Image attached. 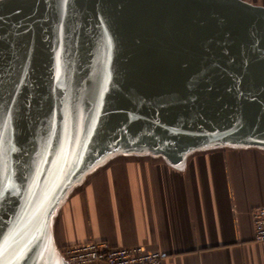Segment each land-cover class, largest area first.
Masks as SVG:
<instances>
[{
    "label": "water",
    "instance_id": "1",
    "mask_svg": "<svg viewBox=\"0 0 264 264\" xmlns=\"http://www.w3.org/2000/svg\"><path fill=\"white\" fill-rule=\"evenodd\" d=\"M140 138L149 141L130 142ZM226 142L264 144V7L0 0L4 264H67L44 251L34 225L52 176L63 175L54 203L115 153L163 146L178 164L198 146Z\"/></svg>",
    "mask_w": 264,
    "mask_h": 264
},
{
    "label": "crops",
    "instance_id": "2",
    "mask_svg": "<svg viewBox=\"0 0 264 264\" xmlns=\"http://www.w3.org/2000/svg\"><path fill=\"white\" fill-rule=\"evenodd\" d=\"M241 1L264 7V0ZM63 190L35 207L50 255L103 241L160 250L162 264H264L253 224L264 205L262 143L202 145L178 164L149 151L115 153Z\"/></svg>",
    "mask_w": 264,
    "mask_h": 264
},
{
    "label": "built area",
    "instance_id": "3",
    "mask_svg": "<svg viewBox=\"0 0 264 264\" xmlns=\"http://www.w3.org/2000/svg\"><path fill=\"white\" fill-rule=\"evenodd\" d=\"M253 224L256 241L264 246V205L254 210ZM61 256L67 264H162L166 255L143 245L114 247L88 241L65 246Z\"/></svg>",
    "mask_w": 264,
    "mask_h": 264
},
{
    "label": "bare ground",
    "instance_id": "4",
    "mask_svg": "<svg viewBox=\"0 0 264 264\" xmlns=\"http://www.w3.org/2000/svg\"><path fill=\"white\" fill-rule=\"evenodd\" d=\"M57 175L58 174L52 176L51 180L48 183L43 185V188L41 189V191H40V193L38 195L37 201H35L34 209H35V207H37L39 205L38 203H41L40 201L43 200L44 197H47V196L51 195L53 193V190L59 184H61L63 175L62 176H58V177H57ZM53 179H54V182L51 185ZM37 223H39L38 220H37Z\"/></svg>",
    "mask_w": 264,
    "mask_h": 264
},
{
    "label": "rangeland",
    "instance_id": "5",
    "mask_svg": "<svg viewBox=\"0 0 264 264\" xmlns=\"http://www.w3.org/2000/svg\"><path fill=\"white\" fill-rule=\"evenodd\" d=\"M147 141H149V139L148 138H140L139 140H134V139H132L130 142H133V143H135V142H138V143H142V142H147ZM188 145H190L189 143H183V146H188ZM160 152L159 153H157V154H155V155H163V154H165L166 152H168L166 149H165V147H163V146H160ZM165 152V153H164ZM185 151H182L181 153H184ZM188 151H186V153H187ZM176 153L177 152H172V151H170V153H169V155H170V157H171V160H175V155H176ZM192 154V150L188 153V154ZM187 154V155H188ZM166 160H168L169 159V157H168V159H167V156H165L164 157ZM171 160H168L169 162H172Z\"/></svg>",
    "mask_w": 264,
    "mask_h": 264
}]
</instances>
